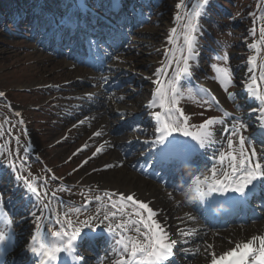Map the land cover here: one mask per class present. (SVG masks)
I'll list each match as a JSON object with an SVG mask.
<instances>
[{
  "label": "rangeland",
  "instance_id": "374dc122",
  "mask_svg": "<svg viewBox=\"0 0 264 264\" xmlns=\"http://www.w3.org/2000/svg\"><path fill=\"white\" fill-rule=\"evenodd\" d=\"M33 1L34 0H30L32 3L27 6L28 11L30 9H36L32 14H35L36 11L40 9L42 16L51 18L56 17L60 9L55 8L51 13V1H47L45 2L46 4L41 6H39L40 0L34 5ZM86 1H93L94 5L98 3V0ZM139 2H141L139 8L135 6L131 11V8L128 7L125 8V11H131L128 15H133L135 10H138V16H141L143 13L145 19L141 22L138 18H134L130 21L131 25L126 29L124 28L123 33H125L126 39L122 40L121 46L117 45L113 48H105V50L108 54H112L118 49L121 50V48L127 44L128 47L127 50L125 49L126 51L124 50V52L116 54H120L124 57L126 53H129V49L131 48L134 54L130 57L131 59L124 60V62L127 65L130 63L139 64L136 59L141 58L143 53L141 50L136 52L137 49H139V44L135 40H138L139 35L143 31L156 28L159 30V35L156 37L155 43L150 50L153 48L159 49V53L155 51L147 54L148 57L146 62L150 63L149 65L151 66H157L156 69H160L169 62L172 53H175L177 58L179 57L180 48L183 45V21L178 22L175 19L176 15L180 14L183 16L185 9L191 12V6L195 4L197 0H184V9L176 7L180 0H144V2L143 0H139ZM16 3L17 0H0V8L3 7L2 9L4 10H10L13 9ZM20 7L24 8V3L20 5ZM17 11L20 13V8H18ZM3 15L4 17L0 15V92H3L5 96H0V126H2L0 127V166H7L8 168H6L5 171H0V194L3 193V189H1L3 183H6L8 188L13 189V182H9V178L15 175L18 176L24 184L25 178L33 182L41 194L47 193L44 197V202L49 203L48 209L43 208V205L34 194L35 202H33L34 204H30L29 194L32 193L25 184L29 192L25 197L24 202H26L27 205L24 206V210L26 211L34 207L36 201L37 204L42 206L43 223L41 224V229L44 231V234L50 238L52 237L47 232V228L51 226L54 230H59L61 225L56 223L57 219L63 223L67 218L71 220L74 227L78 226L82 228V235L88 233L92 227H85L83 222L97 215V213H95V208L101 207L102 205H104L106 209H109V212L116 211L117 215H121L120 209L123 208V215L129 216V213H133L134 209L130 207L132 206L130 202L121 201L119 195L113 197V199L117 201L116 209L111 208V203L107 198H104L103 201L95 200V196L97 195L104 197L105 191L109 193L115 192L97 187H90L75 181L80 175L78 173L80 170H90L95 163L93 159L89 160L90 158L87 159L88 157L81 155V153L86 150V147L79 149V151L74 149V141H72V139L76 138L77 133L69 135L61 142V145L64 144L63 146H72L70 149L67 148L69 151L67 150L65 154L55 155L56 148L59 145L54 146V140L58 136L61 137L62 134H66L68 128L71 127V121L67 120V112L70 105L69 102L76 100L70 97L72 91L68 88L70 87V81L73 79L72 75L66 77L65 73L67 70L61 66H50L47 64L45 67L43 65L44 63H36L38 58L36 55L38 53L40 54L41 51L37 50L39 45L37 39L33 38V27L31 25L26 26L24 21L19 25L14 23L12 25L9 19L5 17L7 13H3ZM262 17H264V0H209V3L202 11L199 21L200 29L197 34L198 42L195 56L190 61L192 75L191 77H184L181 81L183 95L182 98L179 99L178 107L182 109L185 116L188 117L187 126L189 131L197 132L199 130V125L210 117H215L217 120H225L224 124L216 123L209 129L221 135L224 140V148L226 145L229 147L228 139H232L228 132L232 122L230 126L226 124L227 121L231 119L224 115L225 111L229 113L231 117H241L244 111L254 107V105L249 106V103H247L250 102L249 100L259 102V100L254 99L250 95L248 87L245 85V79L240 78L239 74L247 69L250 70L251 74L248 76L249 83L253 76L259 77L264 74V45H261L259 42L260 28L264 26V19H262ZM70 18L71 16L69 15L63 20H58V25L62 27L61 30L72 25L75 19L86 17L80 15L75 17L72 21L69 20ZM121 20H123L122 17ZM15 21L16 19L14 18V22ZM173 27L177 28L175 44L171 43L169 39L172 36L171 29ZM84 28L87 30L89 25L84 26ZM68 35L71 36L72 34ZM60 37L61 35L59 34L58 38ZM70 43L71 40L69 43H66L67 46L64 45L62 48H64L65 51L68 50L71 55L72 48ZM165 43L168 44L167 49H163ZM250 43H256L258 47L261 48L259 54L249 47ZM36 51L38 53H36ZM58 51L60 53V50ZM237 52L240 53L239 56L235 55ZM69 54L64 52L62 55L65 58L54 57L53 61L64 60L75 65ZM196 54H198V57ZM225 54L230 57L228 65H225L221 59ZM251 55H257V64L260 67L254 68L251 64L247 63L248 57ZM196 57L197 59H195ZM158 61H160L159 64ZM235 61H240V67L234 65ZM212 64L229 66L231 68L233 83L228 86L227 92L224 91L223 87L216 79L217 74L211 67ZM79 65L81 64H76L75 66L77 70L80 68ZM88 66L89 65H85V68ZM68 71L70 72L69 69ZM174 71L175 64L173 63L171 68L166 69L165 75L142 78L143 81L140 80V85L138 82L139 77L130 73L123 75L125 80L122 84L118 80H110L107 82V85L110 87L111 93H117L120 89L125 91V93L128 94V101L132 100V103L134 101V92L140 91L142 88L141 85H143V88L146 89L143 90L145 94L148 92L146 96L149 99H154L153 94L157 88L155 81L159 79L162 84H166ZM131 78H136L137 81L134 80L132 82L129 80ZM149 80L151 81L150 83ZM37 81L42 84L37 86L31 85V83ZM203 81L218 85L219 89L222 90L220 91L224 94L223 97L225 101L223 104L217 100L214 93L210 88L205 86ZM80 85L82 87L80 89L82 90H87L94 86L89 83L88 80L86 82H81ZM189 89L192 90L191 96L189 95ZM258 91L264 93V80L259 81ZM229 93L232 94L231 97ZM95 96L98 95L96 94ZM204 100H207L209 103L204 104ZM239 102L243 103V108L237 107ZM150 108L151 107H146L144 112L138 116L136 122L132 124L131 128L136 127L133 129L136 135H143L136 130L138 128H146L150 131L155 129L150 125H145L146 121L149 119L148 111L149 113L152 112ZM160 111L162 112L163 110L160 109ZM16 113H20V115L17 116ZM118 117L123 119L121 120L123 124H126L135 116L119 115ZM64 119L66 123H63ZM21 121L23 122L21 123ZM244 121L246 122V120ZM247 125L248 128L244 132L247 141L246 146L252 147L254 144L255 147L260 149V155H264L262 149L264 138L260 140L253 138L254 128L249 126L250 124L248 123ZM112 131L111 134L116 136L122 135V133L117 132V130ZM56 132L59 133L55 135ZM145 135L153 138L152 135ZM174 135L182 141L195 144V141H193L191 137H184L182 134L178 133ZM52 144L54 145L51 146ZM232 145L235 147H229L230 151L237 148L240 152L239 140L237 137L233 139ZM143 147L144 146H141L140 149L143 150ZM153 147L154 146H151V148ZM248 150L250 151L251 148ZM148 151H150V148H148ZM239 152L236 154L237 157H239ZM225 154H227L226 151ZM131 155H134L133 151L127 153L125 157L129 158ZM86 160L88 162L85 164L84 161ZM225 162L226 165L222 163L218 164L217 173L226 169L227 164L230 162L229 158L226 159ZM12 164L15 165L14 168L10 166ZM140 166L147 167L148 165L145 161H141ZM11 169H13V173L10 172ZM2 205L4 204H2L0 196V211L3 209ZM13 205L16 209L20 207L19 203ZM76 209H79V211H76ZM9 214L14 220L15 216L13 212L11 211ZM24 214L25 216H29L27 213ZM143 215L145 218L147 217L146 212H144ZM132 217L137 219L134 215ZM28 218L29 225L26 226V228L19 227L15 225V223L13 225L15 231L14 238H16V249H24L26 244L30 245V239L35 235L36 221L32 216ZM98 223L97 221L96 225ZM0 226L5 227L2 218H0ZM65 227H67V225H65Z\"/></svg>",
  "mask_w": 264,
  "mask_h": 264
},
{
  "label": "bare ground",
  "instance_id": "6f19581e",
  "mask_svg": "<svg viewBox=\"0 0 264 264\" xmlns=\"http://www.w3.org/2000/svg\"><path fill=\"white\" fill-rule=\"evenodd\" d=\"M109 1V0H108ZM113 4H116L118 0L111 1ZM123 6L120 8L118 6L113 8V11H117V13H121ZM104 8L97 9L98 13H101ZM31 17L36 18L39 17V14H31ZM41 21L36 22L35 25H38ZM48 33L52 35H58L57 30H53L51 27L47 29ZM72 37L70 40L76 38V36L71 33ZM46 33L43 38L38 41V49L41 51L36 56L38 57L36 63L43 64L45 67L48 65L61 66L67 72L65 76L68 77L72 75V80L68 87L70 89L71 98L76 100H72L68 107L67 112V120L71 121V127L68 128L66 134H62L61 137L58 136L54 140V144L51 146H58L55 151V155L65 154L69 147L61 145L64 138L66 139L69 135L73 133H77L75 139H72L74 144V149L78 150L86 147L84 152L81 155L88 157L87 159L92 160L94 166L90 170H80L78 173L80 174L75 181L88 185L90 187H97L105 190H109L115 192L116 194L124 193V194H132L134 198L139 201H143L149 205V207L153 208V210L157 213L155 219L161 224L165 233H167L172 239L176 240L175 246V256L171 260L173 264H210V255L214 251L217 255H222L223 252L230 250L235 246L236 243L243 244L244 242L250 240L253 236H264V214L261 220L254 221L248 225H231L229 228L220 229V230H210L206 231L205 227L197 220V214L195 209L192 206H195L197 201L195 199V195H190L189 197H185L184 195H178L176 191L172 188L164 185L161 180L153 177L150 172H146L143 167H141L138 162L140 160H145L149 165V169H153L158 166L161 162L159 158V153L157 148H151L153 146L152 142L155 140V129L152 131L144 129H138V132L143 135H136L135 132L131 129V125L136 122L137 118L141 113L144 112L145 108L148 107L150 102L153 100L149 99L143 90V85L140 91L134 92V101H128V94L125 91L120 90L117 93H111L108 95L107 85L102 84L105 82L106 77H112L115 75V78L118 81L124 80V74H133L139 77V85L140 80L143 81L142 78L148 76L157 77V69L154 66L149 65L147 63V57L149 53H153L158 51L159 49L153 48L156 37L159 35V30L156 28L149 29V31H143L137 41L139 44V49L136 52L140 51L143 53L141 58L136 59L139 64L130 63L127 65L124 60L131 59L130 57L134 54L132 49H129V53L122 57L120 54L114 57L109 63L102 62L103 56L97 48V43L103 42V40L99 39V32L92 39L91 46L93 47V54L91 55L92 60L96 61L99 65L100 71H85L83 68L76 69V65H73L64 60L53 61V58H62L63 56L57 53V50H46L43 41L44 37H46ZM35 37L38 34L34 35ZM46 39V38H45ZM69 40V41H70ZM65 41V40H64ZM47 42V39L45 40ZM44 42V43H45ZM48 43V42H47ZM55 42L51 40V47L54 48ZM168 44L165 43L163 45V49H167ZM42 48V49H41ZM127 48H121L120 52H124ZM125 50V51H126ZM44 51V52H43ZM164 51V50H163ZM77 52V51H76ZM118 53V51H116ZM198 57V54H196ZM236 56H239L240 53H235ZM72 58L73 56L70 55ZM197 57L195 59H197ZM74 58V57H73ZM75 59V58H74ZM78 60V59H77ZM160 61H158V64ZM152 64V63H151ZM234 65L236 67H240V61H235ZM70 70V72L68 71ZM79 73H78V72ZM251 74L250 70H246L239 74L240 78L245 79V85L248 86V76ZM90 81L94 84L93 87L88 88L87 90H82L80 88L81 82ZM99 80V85H96ZM137 81L136 78H132L131 81ZM153 81V80H152ZM79 82V83H78ZM149 82H151L149 80ZM205 86L210 88V90L214 93L215 97L219 102L223 104L225 98L224 94L219 89L218 85L213 84L212 82L203 81ZM42 84L41 82H33L31 85L37 86ZM221 90V91H220ZM103 91V92H101ZM143 91V92H142ZM98 96H95V95ZM104 95H106L104 97ZM123 97V99H120ZM249 106L254 105L252 109H248L244 111L241 115V118L246 120L249 126L254 128L253 138L261 139L264 137V130L261 129V117H260V102L249 100ZM246 103V102H245ZM239 105L243 108L244 105L242 102H239ZM160 108L151 107V113L148 111L149 119L146 121L145 125H150L154 128L158 127V123L152 115L153 112H156ZM255 110V111H253ZM119 115H127L134 117L129 123L123 124V122L118 116ZM66 119V118H65ZM63 123H66V121ZM228 124L231 123V120L227 121ZM123 124V125H122ZM253 124V125H252ZM122 125V126H120ZM62 127V126H61ZM117 130V132L122 133L121 136H116L111 134L112 130ZM113 130V131H114ZM77 131V132H76ZM112 131V132H113ZM100 132L101 135L96 136L95 133ZM59 132H56L57 135ZM145 134L152 135L153 138L147 137ZM115 136V137H114ZM175 136V135H174ZM176 137V136H175ZM176 139L180 140V138L176 137ZM216 143L215 147H210V151H206V149H200L201 151H205L209 154L213 152L214 148L217 149L218 146L222 144V137L215 133ZM71 141V142H72ZM103 145V149L101 152L96 153L97 147ZM223 145V144H222ZM90 146V147H89ZM141 146L143 150H141ZM68 148V149H67ZM89 148V149H88ZM148 148L151 149V152L148 151ZM209 148V147H208ZM69 151V150H68ZM134 152V155L127 158L125 154L129 152ZM132 154V153H130ZM149 158V159H148ZM221 161V160H219ZM187 161L181 162L180 166L182 169L177 168L176 173L183 175L184 168ZM111 164L113 167L107 168L106 165ZM151 166V167H150ZM138 167V168H137ZM7 166H0V171L6 170ZM143 173H140V171ZM11 169L10 172L13 173ZM165 170V169H164ZM207 177V182L212 181V176L210 173H207V176H201V180ZM9 182H13V189L8 188L6 183H3L1 189H3V193L1 198L4 203V208L8 212H13L15 216V224L19 227L26 228L29 225V216L30 212H37L38 214L42 211V206L37 204V201L32 209L24 210V206L27 205L25 201V197L28 192L24 194V191L27 190L25 184L18 178V176L10 177ZM194 187V182L192 185L188 186L184 193H192L194 191H189ZM30 202H35L34 196L29 194ZM19 203L20 207L16 209L13 204ZM133 208L132 206H130ZM109 212V209H106L105 206L96 207L95 213H104ZM24 213L29 214V216H25ZM193 216L195 219L189 220V216ZM96 216V215H95ZM124 219H128V215H123ZM135 219L134 217H131ZM121 219V215H117L115 220L112 221L113 224L118 223ZM108 221H105V224ZM43 223V218L40 220V225ZM101 227L104 225H101ZM142 227L141 225H137ZM0 228H3L0 226ZM181 230L185 232H194L196 234L191 236H182L180 234ZM102 231V230H101ZM134 234V230L130 233ZM45 235V234H44ZM108 235V233H107ZM118 236V235H116ZM45 237L49 240L52 238L45 235ZM16 242V238H14ZM95 243L92 247L81 250L80 247H84L83 243L77 241L78 244V252L83 257L81 262L85 263L90 260L89 253L96 251L97 256H101L105 258L106 264H114L115 260L119 258L120 250H118V245L115 243L116 239L113 241L109 238V241L106 242ZM106 242V243H105ZM212 245V249H206L207 245ZM31 245V239H30ZM253 247L259 248V242H255ZM23 249H13L8 253L6 264H21L22 259L27 260V264H39V258L31 256L29 254L28 257L23 256ZM62 253L60 254L61 257ZM36 261V263H33ZM32 262V263H31ZM77 262H80L79 260ZM57 263V262H56ZM81 263V264H83ZM76 264V263H74Z\"/></svg>",
  "mask_w": 264,
  "mask_h": 264
},
{
  "label": "snow or ice",
  "instance_id": "6c2138e0",
  "mask_svg": "<svg viewBox=\"0 0 264 264\" xmlns=\"http://www.w3.org/2000/svg\"><path fill=\"white\" fill-rule=\"evenodd\" d=\"M208 3L209 0H197L191 6V12L185 9L183 16L180 14L176 15L175 19L178 22L183 21V45L180 48V55L177 58L175 53H172L169 62L164 67L158 69L156 73L157 76L165 75L166 69L171 68L173 63L175 64V71L166 84H162L159 79L155 81L157 88L153 94L154 99L148 105V107H158L163 110L162 112L156 111L152 113L158 123V127L155 128V140L152 144L157 148L162 164H174L178 161H186L198 149H206L214 145L216 143L215 133L209 129L216 123H225V120H217L215 117H210L199 125L197 132L189 131L187 126L188 117L178 107L179 99L183 95L181 81L184 77H191L192 75L190 61L195 56L198 42L197 34L200 29V17ZM176 7L184 9V0H180ZM171 33L172 36L169 38L170 42L175 44L177 28L173 27ZM259 42L261 45H264V26L260 28ZM249 47L254 49L257 54L261 51V48L256 43H250ZM221 59L225 65H228L230 57L227 54L221 57ZM247 63L251 64L254 68L260 67L257 64V55L249 56ZM211 67L217 74L216 79L219 84L227 92L228 86L233 83L231 68L218 64H212ZM261 80H264V74L259 77L253 76L247 87L250 95L260 102V127L264 130V93L258 91L259 81ZM3 95L4 93L0 92V96ZM189 95H192L191 89H189ZM231 95L229 93L230 97ZM120 99H123V97ZM203 102L204 104L209 103L207 100ZM237 107L242 106L237 105ZM16 115L19 116L20 113H16ZM224 115L230 117L232 120L228 132L230 137H237L239 140V157L231 155L230 171H225L222 179L217 178V172L213 168L211 182H207V177L204 180L197 178L194 181V187L189 191H194L201 199L213 197L214 195H224L228 192L237 194L238 197H245L257 183L264 185V155L258 154L254 144L250 151H246L245 149L247 141L244 132L248 128L247 123L241 117H231L226 111ZM175 133L182 134L184 137H191L195 141V144H189L186 141L176 139L174 136ZM95 135L99 136L101 133L97 132ZM232 144L233 140L229 138L228 145L230 148ZM102 149L103 145L97 147L96 153L101 152ZM224 159L225 156L221 154V162ZM87 162V160L84 161L85 164ZM10 166L15 167L14 164ZM105 167L111 168L113 165L108 164ZM24 182L29 191L37 196L43 208L48 209L49 203L44 202V197L47 193L41 194L37 186L26 178ZM116 195L120 196L121 201L131 203L134 211L133 213H129L128 219L123 218L124 209L121 208V219L118 223H112L117 216L116 211L97 213L96 216L90 217L89 220L83 222L85 227L91 228L95 227L98 221L107 228L109 233L118 235L119 238L115 243L120 246V255L114 264H171V260L175 256L177 241L165 233L161 224L155 219L157 213L153 208L149 207L147 203L137 200L132 194H116L105 191L104 197L97 195L95 196V200L103 201L104 198H107L111 203V208L116 209L117 201L113 199ZM76 211H79V209H76ZM144 212L147 213L146 218L143 215ZM30 215L36 221V231L35 235L31 238V245L26 244L23 249L25 257H28L29 254L38 257L39 264H56L61 253L72 256L74 260H83V257L78 252L77 241L87 243L92 233L88 232L82 235V228L78 226L74 227L71 220L66 218L62 223L57 219L56 223L61 226L59 230H54L51 226L47 228V232L53 238L49 240L45 237L44 231L41 229L40 220L42 218V212L39 214L37 212H30ZM133 215L137 219H132L131 217ZM0 218H2V222L5 225V228H0V256H4L9 248L14 246L15 231L13 225L15 221L9 218L8 213L2 211H0ZM188 219L193 220L195 218L190 215ZM105 221H108V223L105 224ZM137 225H141L142 227ZM133 230L134 234H130ZM180 234L182 236H191L196 233L181 230ZM257 241L259 242V248L253 247ZM212 248L213 246L210 244L206 246V249ZM0 264H6V261L0 260ZM21 264H27V260L22 259ZM210 264H264V236H253L243 244L236 243L234 247L223 252L222 255H217L213 251L210 255Z\"/></svg>",
  "mask_w": 264,
  "mask_h": 264
}]
</instances>
